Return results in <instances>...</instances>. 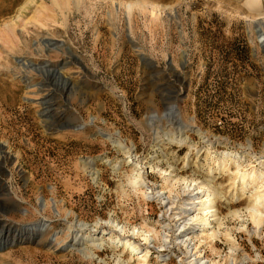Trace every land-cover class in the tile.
Wrapping results in <instances>:
<instances>
[{
  "label": "rangeland",
  "instance_id": "rangeland-1",
  "mask_svg": "<svg viewBox=\"0 0 264 264\" xmlns=\"http://www.w3.org/2000/svg\"><path fill=\"white\" fill-rule=\"evenodd\" d=\"M228 153L241 164L220 166ZM0 162L21 207L0 220L50 225L0 245V264H127L112 233L153 229L156 242L171 222L137 174L179 203L212 181L224 224L211 240L196 230L195 251L209 264H264V224L247 212L262 192L241 177L264 170V0H0ZM79 222L105 233L99 258L79 251L91 238L73 241ZM154 244L147 264H188L184 246Z\"/></svg>",
  "mask_w": 264,
  "mask_h": 264
},
{
  "label": "bare ground",
  "instance_id": "bare-ground-1",
  "mask_svg": "<svg viewBox=\"0 0 264 264\" xmlns=\"http://www.w3.org/2000/svg\"><path fill=\"white\" fill-rule=\"evenodd\" d=\"M168 108H169L171 114L177 116L176 106L169 105ZM183 141L184 140H182V143H183ZM224 156H225V158L223 160L220 159L221 161L219 160V162H218L220 166L224 165V167H225L226 166V160H228V158L232 162L237 164L238 166L241 164L240 159H238L236 157L233 158L232 155L229 153L225 154ZM3 158H4V160H7L8 155L4 154ZM1 160H3V159H1ZM1 164H2V162H0V166H1ZM151 168H153V166H151ZM164 172H167V171H164ZM90 173L93 176L92 178L94 180H97L99 178V173L97 171L91 170ZM171 173H172V178L177 176V175L173 174L172 171L169 174L167 173L166 175H170ZM137 175L138 176L136 177V180H139V181H137V183H140L142 185V187L144 188L143 193H144L145 197H147V199H157L162 205H164L166 207V209L163 212V217L165 218V215H166V217L170 218L171 222L164 223L162 225V230H161L162 232L160 231L161 233L156 232L157 233V235L155 236L156 242L154 241V237L151 236V234L150 235L148 234V233L152 232L151 230H153V229H150L149 226L148 227L150 230L148 232L145 230L143 232H141V230H137L138 229L137 228L131 232L132 234L131 233L127 234L124 232L125 229L121 228L122 232L119 233V234H121V236L115 235V233H112V235L110 236L111 242L114 245H116V247L121 246L123 248V252L126 251L131 256V258L129 260H127V264H130V262L135 260V259L141 260L140 261L141 264L142 263L143 264L150 263L147 260H148V254L150 252V244H152V243H155L152 246L153 249H157L159 252L164 251V249H166V248H172V247H176V246H180V247L184 246L185 249L187 250V253H185V254L187 255L186 260L188 261V264H209L211 260L208 261V260H206L207 258L204 260V256H202V254H199L198 251H195L196 246H194L195 242H193V239H194V235L196 234V230L206 231L207 233L209 232V234L206 233V236H209V239L212 237L215 238L220 233V228L224 224V222H223L224 217H222L220 215L219 210L217 208V199L216 198L219 195H221V193H222L218 189L219 187L214 186L213 182L210 180H204V181L202 180L201 183L199 182L200 184L198 186H195L194 185L195 183L193 184L191 182L189 184V186L187 187V188H190L191 185L195 186L193 190L190 189L191 190L189 193L190 197H188V198L191 201L179 203L180 198L178 196H177L178 199L174 200V198H173V200L172 199L170 200V197L168 196L169 197L168 198L166 196V194L164 193V191L163 192L154 191L148 185L146 180H143L141 178L142 177L141 174H137ZM241 177H242V183L243 184L246 183V186L248 185V180L251 179L253 182H256L259 185V188L261 189L259 191H261L262 193H258L256 196L252 195L249 197L250 203L247 206V212L251 217L250 220H252L255 223V225L257 227V231L260 232L262 225L264 224V181H263L264 170H261V169L259 171L253 170L251 172L244 171L243 174L241 175ZM167 178H168V180H170L169 179L170 176L169 177L167 176ZM176 179L177 180L179 179L178 176L176 177ZM174 180H175V178H174ZM177 180H176V182H178ZM1 181L2 180L0 178V196H1L0 201L2 202L0 204V206L2 207L0 212L1 211L2 212L21 211V207L18 204V202H16L15 200H8L9 195L7 193L3 192L5 190V187L2 185ZM188 182H190V181H188ZM170 183H171V180H170ZM187 190H189V189H187ZM194 190H196L195 193H193ZM185 193H186V191H185ZM256 193H257V191H256ZM219 197H223V196L221 195ZM234 197L235 196H233V198ZM184 205L187 206V208H184ZM242 213L243 212L241 210H233L230 212L231 215L238 216V217H241ZM185 214H187V215H185ZM49 226L50 225L46 223L45 219H41L40 221L35 222L34 224H32L30 226H24L23 225L20 228L17 227L15 229H13L14 225L12 223L2 222L0 220V229H1V234H2L1 236H3V238H4L3 241L0 240V245L7 244L10 239H14V240L35 239V238L37 239L38 237L45 236L50 229ZM88 226L89 225L87 223L79 222V223L75 224L74 227H76V228L73 229L72 228L73 225L71 224L68 227V230H69V232L74 233L73 241H75L77 244L83 245L84 243L87 242V238H91V242L93 244V247L92 246L91 247L84 246L80 250L79 249L78 250L82 254H84L86 257H89L91 259L99 258V255L97 254V249L100 250L104 246L105 233L97 232V231H99L97 229L98 226L96 228H91ZM201 226H203V227L201 228ZM119 227H122V226L120 225ZM151 228H153V227H151ZM169 232L173 233V234L171 233L172 236ZM156 233L154 232V234H156ZM226 234L228 235L227 238L230 239L231 241H233V243H234L233 237H231L229 233H226ZM186 235H188L187 238H186ZM138 236L139 237L144 236L143 238H144L145 244H148V246L142 247L141 243L136 241V238ZM202 236H205V235H202ZM143 238H142V240H143ZM160 238H161V240H159ZM47 241H49V243L51 244V243H53L54 240H53V238H50V240H49V238H47L46 240L43 241V244L47 243ZM63 245L66 246V244L61 245V244H58L56 242L53 245V247H55V249H59L57 247L64 248ZM69 246H73V243L69 244ZM121 255H119V261L121 264H124L125 261H124V259L121 258ZM166 255H168L166 257V259H169L171 256H173L172 249H169V253ZM138 264H140V263L138 262ZM181 264H184V261ZM185 264H186V262H185ZM211 264H216V263L212 261Z\"/></svg>",
  "mask_w": 264,
  "mask_h": 264
}]
</instances>
